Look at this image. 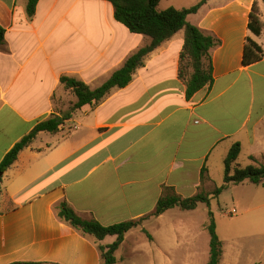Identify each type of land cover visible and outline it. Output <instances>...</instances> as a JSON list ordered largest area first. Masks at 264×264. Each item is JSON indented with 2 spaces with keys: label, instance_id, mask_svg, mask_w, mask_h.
<instances>
[{
  "label": "crops",
  "instance_id": "obj_1",
  "mask_svg": "<svg viewBox=\"0 0 264 264\" xmlns=\"http://www.w3.org/2000/svg\"><path fill=\"white\" fill-rule=\"evenodd\" d=\"M181 2L162 0L158 9ZM255 2L263 23V0H209L188 17L220 41L211 51L214 82L191 100L178 78L182 30L145 59L126 88L77 110L60 130L78 134L35 145L40 133L20 153L2 180L0 264H101L100 246L116 237L97 243L62 222L63 201L104 226L148 217L132 231L146 230L154 242L148 226L168 213L151 217L165 187L183 198L199 194L214 158L226 159L236 143L240 166L243 156L245 167L264 165V57L243 65L248 39L264 49V31L248 28ZM27 3L0 0V164L39 122L61 113L54 99L66 92L62 76L98 88L150 43L115 20L111 0H39L32 20Z\"/></svg>",
  "mask_w": 264,
  "mask_h": 264
},
{
  "label": "trees",
  "instance_id": "obj_2",
  "mask_svg": "<svg viewBox=\"0 0 264 264\" xmlns=\"http://www.w3.org/2000/svg\"><path fill=\"white\" fill-rule=\"evenodd\" d=\"M162 0H111L114 7V18L123 24L131 33L140 34L150 39V43L133 54L124 64L100 87L91 89L85 82L62 76L61 84L66 91H70L76 102L66 112L52 114L49 118L39 122L34 129L5 155L0 164V194L4 174L18 161L20 153L29 148L40 133L57 134L65 123L72 119L73 114L84 106H97L102 103L114 89L126 88L133 79L137 69L144 66L145 59L162 44L171 40L178 32L184 31V46L180 54L178 78L186 86V99L191 100L205 87L214 82L211 51L220 41L212 35L205 34L197 26L188 21L190 15L197 14L209 1L202 0L191 8H168L160 11L158 6ZM39 0H28L26 14L32 20L36 14ZM264 2V0H263ZM249 30L256 36L264 31V22L260 19V8L255 2L249 15ZM6 30L0 26V50L6 45ZM264 57V49L255 41L248 39L243 55V65L251 66L260 62ZM241 145L236 143L230 149L225 159V180L221 187L212 193H199L192 197L183 198L174 188L165 187L155 211L151 216L159 217L176 207L184 211H194L200 204L211 206V200L217 199L229 185L252 184L264 187V165L242 167L238 164ZM231 171L233 173H231ZM205 169L202 171L204 179ZM59 219L76 229L84 236L92 237L97 243L109 236L116 237V241L107 246H100L101 264H116V252L125 241L126 235L138 228L148 218L126 221L110 226H104L95 219L81 218L67 202H61L57 207ZM210 222L207 231L210 235V256L208 264H221L223 258V243L217 233L214 214L209 210ZM149 239L151 235L144 230ZM14 264H46L33 262H19Z\"/></svg>",
  "mask_w": 264,
  "mask_h": 264
},
{
  "label": "rangeland",
  "instance_id": "obj_3",
  "mask_svg": "<svg viewBox=\"0 0 264 264\" xmlns=\"http://www.w3.org/2000/svg\"><path fill=\"white\" fill-rule=\"evenodd\" d=\"M200 1L182 0L180 9L191 8ZM75 102L76 98L68 91L54 99L55 109L60 112L68 111ZM78 133L69 128L56 136L44 133L35 145H41L42 139H62ZM245 162L244 156L240 157L242 167ZM210 177L204 179L205 186L200 193L210 194L224 184L225 159L214 158ZM209 210L214 214L224 246V264H264V187L249 181L229 185L217 199L211 200L210 207L200 204L192 212L178 207L171 209L161 221L148 226L151 234L158 237L157 241L150 242L146 235L132 231L115 254L116 264H207Z\"/></svg>",
  "mask_w": 264,
  "mask_h": 264
},
{
  "label": "water",
  "instance_id": "obj_4",
  "mask_svg": "<svg viewBox=\"0 0 264 264\" xmlns=\"http://www.w3.org/2000/svg\"><path fill=\"white\" fill-rule=\"evenodd\" d=\"M0 176H2V173L0 174Z\"/></svg>",
  "mask_w": 264,
  "mask_h": 264
}]
</instances>
